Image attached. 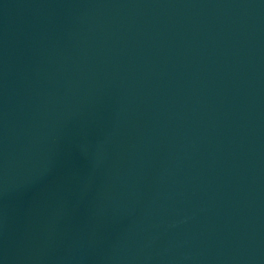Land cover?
I'll list each match as a JSON object with an SVG mask.
<instances>
[{"label": "water", "instance_id": "obj_1", "mask_svg": "<svg viewBox=\"0 0 264 264\" xmlns=\"http://www.w3.org/2000/svg\"><path fill=\"white\" fill-rule=\"evenodd\" d=\"M0 264H264V0H0Z\"/></svg>", "mask_w": 264, "mask_h": 264}]
</instances>
